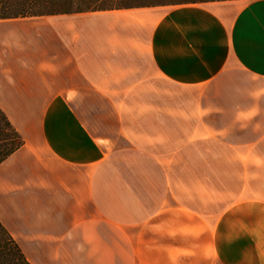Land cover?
Instances as JSON below:
<instances>
[{
    "label": "crops",
    "instance_id": "1",
    "mask_svg": "<svg viewBox=\"0 0 264 264\" xmlns=\"http://www.w3.org/2000/svg\"><path fill=\"white\" fill-rule=\"evenodd\" d=\"M1 20L30 264H264V0Z\"/></svg>",
    "mask_w": 264,
    "mask_h": 264
},
{
    "label": "trees",
    "instance_id": "2",
    "mask_svg": "<svg viewBox=\"0 0 264 264\" xmlns=\"http://www.w3.org/2000/svg\"><path fill=\"white\" fill-rule=\"evenodd\" d=\"M205 1L215 0H0V20ZM22 143L20 134L0 109V162ZM0 264H30L16 240L1 222Z\"/></svg>",
    "mask_w": 264,
    "mask_h": 264
},
{
    "label": "rangeland",
    "instance_id": "3",
    "mask_svg": "<svg viewBox=\"0 0 264 264\" xmlns=\"http://www.w3.org/2000/svg\"><path fill=\"white\" fill-rule=\"evenodd\" d=\"M181 1H185V0H181ZM217 1H219V0H217ZM205 2H207V1H205ZM5 22H10V21L9 20H0V23H5Z\"/></svg>",
    "mask_w": 264,
    "mask_h": 264
}]
</instances>
